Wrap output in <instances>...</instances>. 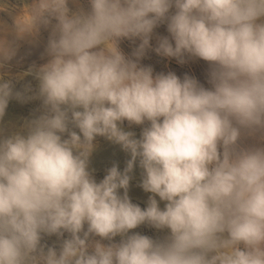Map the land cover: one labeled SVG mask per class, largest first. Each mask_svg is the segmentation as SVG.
I'll return each mask as SVG.
<instances>
[{
  "label": "clouds",
  "instance_id": "obj_1",
  "mask_svg": "<svg viewBox=\"0 0 264 264\" xmlns=\"http://www.w3.org/2000/svg\"><path fill=\"white\" fill-rule=\"evenodd\" d=\"M78 3L0 0L13 20L0 22V70L49 32L46 62L19 77L35 92L0 72V264H264V0ZM123 40L139 41L131 55ZM150 50L207 62L210 87L154 73ZM12 99L40 100V114L5 127ZM97 137L130 156L100 181ZM137 162L145 208L129 196Z\"/></svg>",
  "mask_w": 264,
  "mask_h": 264
},
{
  "label": "rangeland",
  "instance_id": "obj_2",
  "mask_svg": "<svg viewBox=\"0 0 264 264\" xmlns=\"http://www.w3.org/2000/svg\"><path fill=\"white\" fill-rule=\"evenodd\" d=\"M26 3L7 0L9 8L19 9L25 4L30 3V0H25ZM70 8L75 9L76 7H88L87 0H79L78 5L70 4ZM3 16V17H2ZM0 22H4L8 25L13 23L12 16L8 11H0ZM49 32L47 30H41L39 37L35 42L29 43L27 41H21L17 52V55L7 63L3 70L0 72L4 73V80L11 79L14 85V90L23 91V89L31 85L33 92L38 89V81L33 75L23 76L20 75L28 70L32 65L39 66L46 62L47 57L44 56L47 39ZM168 35L166 25H161L154 30V36L151 41L153 47L156 44V36ZM139 43L136 41L134 44L131 41L123 40L120 44L122 51L126 55H131L133 48ZM141 63L145 66H151L154 73H168L174 72L179 77L183 78L185 74L195 77L205 87H210L207 82L208 79V64L203 60H188L184 64H179L175 59H169L157 55L154 51H148L146 56L142 59ZM32 94V93H29ZM41 111L40 100H29L27 102H20L15 99L10 100L9 105L6 109L5 116L3 118V124L5 127L16 126L19 127L25 120L31 119L36 115H39ZM125 130L133 131L137 138H139L142 131L141 126L129 127L127 122L124 124ZM97 148L93 152L90 158V170L93 171V175L97 181L103 179L106 174V170L113 165H117L119 170L123 171L126 167L128 157L119 145H116L103 137H97ZM136 170L130 175L132 179L130 181L129 196L133 203L138 204L141 208L147 207L148 197L151 193L145 192L141 187L142 181V169H140L138 162L134 167ZM122 191V190H121ZM159 200V198L157 197ZM160 207H164V202H160ZM145 228V229H144ZM140 232L141 234L148 235L153 238H163L167 234V230L158 231L147 225H142L139 228L133 230ZM49 244H53L56 241L55 237L46 238ZM120 238L117 237L118 241Z\"/></svg>",
  "mask_w": 264,
  "mask_h": 264
},
{
  "label": "bare ground",
  "instance_id": "obj_3",
  "mask_svg": "<svg viewBox=\"0 0 264 264\" xmlns=\"http://www.w3.org/2000/svg\"><path fill=\"white\" fill-rule=\"evenodd\" d=\"M16 1H20V2H24V3H26V1L25 0H16ZM3 17V16H2ZM145 229V228H144Z\"/></svg>",
  "mask_w": 264,
  "mask_h": 264
},
{
  "label": "water",
  "instance_id": "obj_4",
  "mask_svg": "<svg viewBox=\"0 0 264 264\" xmlns=\"http://www.w3.org/2000/svg\"><path fill=\"white\" fill-rule=\"evenodd\" d=\"M126 157L130 158V156L127 154ZM136 169L134 168L133 171H135Z\"/></svg>",
  "mask_w": 264,
  "mask_h": 264
}]
</instances>
